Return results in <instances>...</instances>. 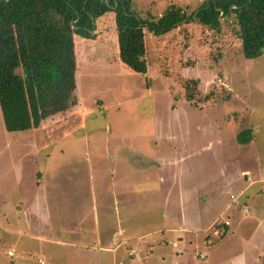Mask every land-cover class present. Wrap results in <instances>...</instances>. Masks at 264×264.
Masks as SVG:
<instances>
[{
	"label": "rangeland",
	"instance_id": "1",
	"mask_svg": "<svg viewBox=\"0 0 264 264\" xmlns=\"http://www.w3.org/2000/svg\"><path fill=\"white\" fill-rule=\"evenodd\" d=\"M204 1L132 0V10L142 20L158 19L170 5L180 7L186 17L164 35L156 36L145 27L146 75L131 72L119 61L114 14L100 17L94 23L93 39L74 37L75 106L27 132H7L0 115L1 218L12 204L18 216H23V206L25 209L33 206L35 188L40 185L44 171H56L61 181L58 191L63 193L54 211L52 226L44 224L45 231L40 230V235L43 240L58 242L64 238L66 242L65 232L80 226L85 213L82 204L79 209L70 210V202L75 198L66 192L76 186L85 189L93 173L94 198L106 199L105 204L114 203L116 199L107 193V183L99 181L101 174L105 177L109 170H114L117 180L126 174L133 176L131 184L137 186L134 187L136 193L139 191L133 196L127 195L126 205L135 209L131 216L125 213L123 227L127 235L149 233L144 240L151 242L155 237L170 235L164 228L171 226L178 230L172 237L181 240L179 246L173 248L171 264H194L195 258L186 250L190 245L188 242L204 249L205 239L211 234L209 243H216L218 234L213 233V229L208 231L207 227L215 219V227L223 226L227 212L224 208H215L210 215L209 212L204 215L205 223L194 228V225L175 222L168 217L177 211L176 208H161L166 216L161 226V214L155 213L160 198L155 196L157 172L168 175L170 171H176L181 181L190 175L193 184L186 188L185 194L190 200L188 205H192L202 191L210 190L211 185L225 186L233 179L238 182L231 193L237 195L246 185V178L241 175L243 170L250 172V178H259L249 189L260 196L254 200L264 199V53L256 59L246 60L232 25L224 24L220 33H216L197 24L194 16ZM225 20L222 19V23ZM186 79L199 80L198 94L191 102L185 100ZM207 95L209 97L205 98ZM244 129L252 130L253 137L258 139L256 144L223 146L226 138ZM143 154L154 156L152 168H139ZM173 161L178 162L173 164ZM89 165L102 168L101 174L90 171ZM172 190L176 191V186ZM259 190L262 194L257 193ZM195 192L197 197L191 201L190 196H195ZM82 199L104 207L88 197ZM224 201L231 199L226 195ZM16 202L21 205L14 207ZM24 212L29 223L36 220L35 215L28 214L30 209ZM158 228L160 231L153 233ZM182 228L185 232L179 231ZM29 230L33 233L31 225ZM219 231L222 233V229ZM138 242L132 238L123 248L126 256L128 249L136 251L137 264ZM41 246L51 248L47 253H58L55 259L61 264H107L108 257L97 252L67 248L60 243ZM151 251L153 257L148 260L149 264L159 253L157 248ZM99 256L107 259L101 258L102 261ZM34 258L35 254L29 256V260ZM14 263L6 261V264ZM55 263L46 259V264ZM0 264L5 261L0 259Z\"/></svg>",
	"mask_w": 264,
	"mask_h": 264
},
{
	"label": "trees",
	"instance_id": "2",
	"mask_svg": "<svg viewBox=\"0 0 264 264\" xmlns=\"http://www.w3.org/2000/svg\"><path fill=\"white\" fill-rule=\"evenodd\" d=\"M108 13L114 14L119 61L140 75L148 69L145 27L164 35L186 19L170 5L158 19L142 20L132 0H0V115L7 132L38 129L77 104L74 37L93 39L92 22ZM195 22L216 33L232 25L246 60L264 53V0H206ZM184 81L185 100L194 101L199 80ZM236 141L250 143L252 130L240 131Z\"/></svg>",
	"mask_w": 264,
	"mask_h": 264
},
{
	"label": "crops",
	"instance_id": "3",
	"mask_svg": "<svg viewBox=\"0 0 264 264\" xmlns=\"http://www.w3.org/2000/svg\"><path fill=\"white\" fill-rule=\"evenodd\" d=\"M257 131L258 130H256V132ZM236 137V134H232L231 137L229 136L226 138L223 146L230 148L233 144V147H236L238 144ZM251 142L256 144L258 139L252 135ZM251 142L245 144V147H248ZM100 155H102V153ZM146 156L145 154L141 155L140 161L142 162V166L139 167L140 169H142L143 166H145V168H152V166H154V156L151 154L150 156L149 154ZM181 160H185V158ZM150 161H152V164ZM175 162L178 161H173L172 163L174 164ZM125 166L130 170V167L127 166L126 163ZM88 169H91L90 171H95L98 175H100L102 171V168L93 167V165H89ZM134 170L135 169H133L132 172H134ZM92 174L93 173L90 175L88 186H86L85 189L84 186H81V188L76 186L75 189H70V191L66 192L70 194L71 197L75 198H72L73 201L70 202V210L75 211V209L80 208L79 204H82V209L85 213L83 222L80 226L70 229L69 232H65L67 235L65 237H67L68 240L65 242L64 238H62V241L56 242L55 240H43L40 235V230L45 231L44 224L52 226L54 211L58 208L59 197L63 193L62 191L60 193L58 191V183H61L59 179L60 175L56 174V171L46 169L44 175H42V180H40V185L35 188L33 206H31V208L26 207V209L25 206H23V216L19 217L18 212L12 209V204L11 209L7 208V214L4 215L3 218L0 217V259L5 261V264L6 261L11 263L15 262L14 264H40L39 260L46 264V259L50 258V261L61 264L55 259L58 253H53L52 251L47 253L51 248L41 246V244L55 246L60 243V246L64 244L67 248L103 254L107 256L108 259L102 256L99 257L100 259H107V264H137L134 259L136 257V251L130 248L126 256L123 249L133 238V240L136 239L139 241L137 244V255H139L137 258L139 259L138 264H149L148 260L153 257V255H151V250L154 248H157L159 252L153 259L155 264H171L174 258L173 248H177L181 241L175 240L174 237H172L175 231H178L177 229L171 226H168V228L165 227L164 229L170 235L155 237L151 242H147L144 239L149 237V233L143 235H127L128 233H126V229L123 227V224L126 222L125 213L127 216H131L134 213L133 210H135L132 206L128 207L126 205L128 204L127 195L131 194V196H133L139 193V191L136 193V189H134V187L137 186L133 187L131 184L133 176L126 174L125 177H119V180H117L115 179L114 170H109L105 177L101 174L99 181L101 182L103 180L107 183V193L112 199H116L114 203L110 202V204H105V202H108L106 199L102 198L100 201L94 198L96 189L91 183L94 182ZM241 175L246 178V185L237 192V195L231 193L232 187L236 186L238 182V179H233L225 186L211 185L212 188L210 190L202 191V195L192 202V205H188L190 200L187 197L185 198V194L187 193L186 188H190L191 184H193L190 175H187L181 181L176 171H170L168 175L164 172H160L159 174L158 172L156 173L155 196L160 198L158 200L159 203L156 204L157 208L155 213L161 214L160 219L162 221L166 216L164 212L161 211V208L162 210L169 209V207L176 208L177 211L172 212L168 217L175 222L180 221V223L185 225H194V228H199L201 223H205L204 215L208 212L210 215L215 208H224L227 212V217L224 220L229 222L228 226L221 224L223 226L215 227L217 224V219H215L211 222L209 227H207L208 231L213 229V233L218 234L216 243H209L211 234L205 239L206 245L204 249H200L199 247L196 248L192 246L191 242H188L190 245L186 250L189 252V255L195 258L196 261L194 264H264V199L254 200V198L260 196H256L255 192L251 193L249 191L253 184L258 183L259 178H250V172L248 170H243ZM180 176L182 177V175ZM174 186L177 188L176 191L172 190ZM100 190L101 189H99V191ZM262 192L263 191L259 190L257 193L262 194ZM194 195L195 196H190L191 201L197 197V193L195 192ZM226 195L231 199L230 202L224 201ZM83 196L88 197V199H93L98 203H102L104 207L98 206L92 202L89 203L85 199L83 200ZM232 196L235 197V199H232ZM161 199H163V201ZM17 205H21V203L16 202L14 207ZM0 207H3V201L0 202ZM190 207L192 210H188ZM29 209L31 212L28 214H33L36 217V220L31 223L28 222L27 215L24 212V210L29 211ZM245 210L247 212H245ZM229 214L231 217L228 216ZM147 217L148 216L143 218ZM163 224L164 221L161 223V226H163ZM29 225H31V229H34L33 233L30 232ZM160 229L161 228H158L153 233L160 231ZM220 229H222V233L219 231ZM179 231L185 232L183 228ZM196 231L199 230L197 229ZM186 232L188 233L189 229H187ZM207 245H210V247L206 248ZM29 247H31V249ZM54 249L58 252L57 248ZM8 251L13 252L12 257L6 255ZM31 254H35V258L29 260ZM49 254L50 256H48ZM200 255H202L203 258H201ZM122 258L124 261H122ZM90 264L96 263L91 262Z\"/></svg>",
	"mask_w": 264,
	"mask_h": 264
},
{
	"label": "built area",
	"instance_id": "4",
	"mask_svg": "<svg viewBox=\"0 0 264 264\" xmlns=\"http://www.w3.org/2000/svg\"><path fill=\"white\" fill-rule=\"evenodd\" d=\"M232 199H235V197L232 196ZM245 212H247V211L245 210ZM223 225L228 226V225H229V222H228V221H223ZM7 255H8L9 257H12V256H13V252H12V251H8V252H7ZM200 257L203 258L202 255H200ZM39 263H40V264H44V263H43L42 261H40V260H39Z\"/></svg>",
	"mask_w": 264,
	"mask_h": 264
},
{
	"label": "water",
	"instance_id": "5",
	"mask_svg": "<svg viewBox=\"0 0 264 264\" xmlns=\"http://www.w3.org/2000/svg\"><path fill=\"white\" fill-rule=\"evenodd\" d=\"M93 23V25H94V22H92ZM94 30H95V28L91 31L92 33L94 32Z\"/></svg>",
	"mask_w": 264,
	"mask_h": 264
},
{
	"label": "flooded vegetation",
	"instance_id": "6",
	"mask_svg": "<svg viewBox=\"0 0 264 264\" xmlns=\"http://www.w3.org/2000/svg\"><path fill=\"white\" fill-rule=\"evenodd\" d=\"M196 17V15L194 16V18ZM95 31V30H94Z\"/></svg>",
	"mask_w": 264,
	"mask_h": 264
}]
</instances>
